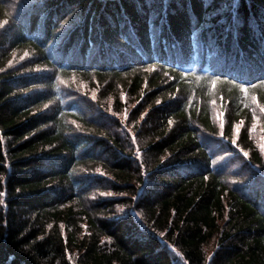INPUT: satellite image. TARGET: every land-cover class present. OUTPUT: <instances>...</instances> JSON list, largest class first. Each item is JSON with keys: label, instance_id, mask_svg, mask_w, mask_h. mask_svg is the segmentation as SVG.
Listing matches in <instances>:
<instances>
[{"label": "trees", "instance_id": "trees-1", "mask_svg": "<svg viewBox=\"0 0 264 264\" xmlns=\"http://www.w3.org/2000/svg\"><path fill=\"white\" fill-rule=\"evenodd\" d=\"M0 20V264H264L234 87L264 104V0H0Z\"/></svg>", "mask_w": 264, "mask_h": 264}, {"label": "snow or ice", "instance_id": "snow-or-ice-1", "mask_svg": "<svg viewBox=\"0 0 264 264\" xmlns=\"http://www.w3.org/2000/svg\"><path fill=\"white\" fill-rule=\"evenodd\" d=\"M7 23H8L7 20H0V28H3ZM28 55H29V53L26 51L24 53V55L20 57V59L23 60L25 58V56H28ZM12 63H13L12 60H9L8 61V64L9 65H11ZM152 68H154V66H152L151 68L146 69V70L150 71V70H152ZM0 71H3V69H0ZM166 75H167V73H166ZM181 75L182 76H185L187 74L181 73ZM196 79L197 80L206 79L209 82L210 85H215L217 82H219L221 80V77H219V76H215V77H204V78H202V77H196ZM56 81H57V83H56L55 86L58 88L59 87V84L61 82L59 76L56 77ZM258 84L260 86H264V80H259L258 81ZM234 87L237 88L240 92H242V93L245 94V97H246L245 104H246V106L251 107L252 114H253V116H252L253 124H252V128H249L248 129V131L251 132L255 128V121L257 119V115H256L257 108L259 109L260 113H264V104H259L257 102L256 96L255 95H249V92H248V89L249 88H256L257 85L256 84L246 85L244 83H234ZM25 91H27V90H25ZM123 96H124V94L121 93V98H123ZM92 98L93 99L96 98L95 93H93V97ZM221 100L223 101V98H221ZM159 102L160 101L158 100L157 103H159ZM49 103H51V101H49ZM44 107L47 108L48 107V104H45ZM114 115H115V113H114ZM143 115L144 114H141V119H143ZM123 116H124L125 119H127V110L126 109H125V112H124ZM219 120H220V129H221L220 135L223 136V129H224V123H225L224 122V119H223V112L219 113ZM73 123H75V121H73ZM169 124L170 125L172 124V121L171 120H169ZM243 125H244V121L243 120L239 121L238 123H234L232 125V128H233V137H232L231 142L233 144H237V137L239 136L240 129H241V127ZM77 127H79V125H77ZM81 130H83V129H81ZM0 139H3V138L0 137ZM132 142L133 143H136V139H135L134 136L132 138ZM237 147H239V145H237ZM260 147H261L262 150H264V145H261ZM136 151H137V154L140 153L139 147H137ZM240 151L243 153V155L245 157H248L249 156V153L247 151H244L243 149H240ZM163 159H164V157H161V160H163ZM73 171L75 172V171H77V169H73ZM79 171L87 172L88 170L87 169H80ZM100 171H101L100 168H96L95 169V172L96 173H100ZM2 179H3V177L0 176V180H2ZM0 195H3V193H0ZM100 195H102V196H110V195H112V193L111 192H102V193H100ZM0 203H3V201L0 200ZM117 211H122V209L118 207L117 208ZM49 227H51V225H49ZM61 228H63V225H61ZM161 235H163V233H161ZM68 258L71 259V256L69 255Z\"/></svg>", "mask_w": 264, "mask_h": 264}, {"label": "rangeland", "instance_id": "rangeland-1", "mask_svg": "<svg viewBox=\"0 0 264 264\" xmlns=\"http://www.w3.org/2000/svg\"><path fill=\"white\" fill-rule=\"evenodd\" d=\"M256 115H257V119L255 122V128L252 130V135H253V138H255V142H256L255 145L258 146L259 150L264 152V150H262L260 147L261 145H264V125L258 124L257 120H259V118L261 117V114L259 111L256 112ZM257 126H259L260 128H258ZM248 192L250 191L248 190Z\"/></svg>", "mask_w": 264, "mask_h": 264}]
</instances>
